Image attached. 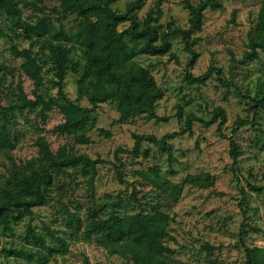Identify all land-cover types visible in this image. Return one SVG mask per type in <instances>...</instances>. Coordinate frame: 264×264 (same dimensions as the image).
<instances>
[{"label": "rangeland", "instance_id": "374dc122", "mask_svg": "<svg viewBox=\"0 0 264 264\" xmlns=\"http://www.w3.org/2000/svg\"><path fill=\"white\" fill-rule=\"evenodd\" d=\"M129 1L116 0L112 6L123 11ZM220 1V7L204 10L200 29L191 32L196 38L192 48L198 55L188 69L190 52L179 34L170 36L166 53L139 51L133 57L163 88L156 102V112L163 118L140 114L121 121L115 101L100 102L85 127L89 141L78 142L72 134L52 130L63 120L56 106L44 111H13L10 143L0 146V194L14 172L37 167L41 157L36 139L40 135L52 151L65 146L101 161L96 163L92 178L91 169L82 164L52 172L46 202L1 231L0 264H133L118 246L96 233L86 234L85 224L91 217L150 211L156 205L169 215L164 240L172 250L167 253L169 264H245L244 244L261 247L253 264H264V109H258L255 124L241 125L232 135L241 149L234 169L228 138L238 118L252 117V97L264 93V53L254 60L242 58L247 32L264 0ZM154 3L144 0L137 10L140 20ZM183 4L184 0H162V14L151 23L158 31L168 30V24L187 27L189 14ZM19 6L28 20L44 12L68 31L77 26L74 13L59 12V0H19ZM128 24L121 22L118 28ZM13 44L21 48L28 46L29 40L15 36L6 14L1 13L0 62L7 67L0 69L2 106L14 96L19 78L27 96L33 97V82L21 72V57L12 52ZM122 57L119 54L118 60ZM48 66H42L44 81L49 91L56 93L48 79L52 75ZM211 66L220 73L213 71L203 83L185 78L186 70L197 76ZM77 77L67 70L64 91L73 101L89 105L86 96L78 93ZM218 106L226 113L222 134L216 128L219 118L210 124L201 120L210 119ZM188 115L195 117L191 130L169 140L171 157L147 140L140 142L138 152L117 150L132 147L133 133L158 136L182 129ZM250 185H261L262 189L252 190ZM31 230L43 242H34ZM57 237L64 241L63 250L52 252L46 260L38 258L40 253L47 254L48 246L58 247Z\"/></svg>", "mask_w": 264, "mask_h": 264}, {"label": "trees", "instance_id": "16d2710c", "mask_svg": "<svg viewBox=\"0 0 264 264\" xmlns=\"http://www.w3.org/2000/svg\"><path fill=\"white\" fill-rule=\"evenodd\" d=\"M116 0H59L60 13H74L77 26L73 31L66 30L61 24H55L52 18L42 12L34 20L23 17L19 0H0V14L5 13L9 19L10 30L15 36L29 40V45L19 48L13 44L11 50L21 57L20 70L33 82V97L27 96L19 78L14 86V96L7 105H0V146L10 143L9 122L15 109H31L44 111L56 106L63 113V120L54 124L52 130L58 133L72 134L78 142H88L85 133L86 124L92 119V113L100 102L115 101L119 112L118 119L127 121L130 117L145 114L150 118L159 117L156 102L163 95V88L157 83L155 76L142 64L135 61L134 55L139 51L151 54H163L170 48V36L179 34L184 48L190 52L187 68L194 64L197 52L192 45L196 38L191 32L200 29L203 12L206 8H218L220 0H199L192 3L184 0L183 6L188 10V26L168 24V30L158 31L151 21L157 20L161 14L162 0H155L143 20L137 16L144 0H131L125 10L118 11L112 4ZM128 21L124 29L118 24ZM36 45L37 48L33 49ZM264 53V1L261 2L255 23L247 32L246 48L242 58L257 59ZM77 53V54H75ZM123 57L118 60V55ZM43 64H49L52 70L49 82L56 87V93L49 91L44 81ZM6 65L0 62V69ZM74 71L77 77L78 93L84 94L89 105L73 101L64 91V77L67 70ZM213 71L220 69L211 66L203 74L194 76L188 70L185 78L191 82H205ZM218 78H221L218 76ZM226 83V82H225ZM253 112L250 119L238 118L236 127L231 129L229 138V155L233 169L241 152L240 146L232 135L237 128L247 123H256L259 108L264 109V93L252 97ZM190 115L185 126L161 135L153 133H133L134 143L131 148L117 149L124 152H138L140 142L147 140L172 156L170 139L176 135L190 131L192 120ZM217 121V131L226 118L225 110L218 106L210 119H201L205 124ZM222 134V133H221ZM226 136V135H224ZM41 160L31 171L14 172L5 181V191L0 194V236L3 229L17 222L24 214L32 213V207L44 204L47 199V188L53 180L52 172L66 166L82 164L91 169L92 178L99 158H91L86 153H76L60 146L52 151L46 138L42 135L36 139ZM147 154V152H145ZM252 190H261V185H250ZM78 220L79 217L76 216ZM169 215L166 211L153 206L150 211L138 210L126 215L114 213L106 217H91L85 224V232L96 233L107 243L118 246L129 255L133 264H169L168 254L171 248L165 243L168 235ZM34 242L41 241L37 233L31 230ZM56 248L48 246L47 254L40 253L38 258L44 260L52 252L63 250L64 241L60 238ZM1 243V237H0ZM246 263L253 264L254 257L261 247L243 245ZM16 253L13 248H3Z\"/></svg>", "mask_w": 264, "mask_h": 264}]
</instances>
